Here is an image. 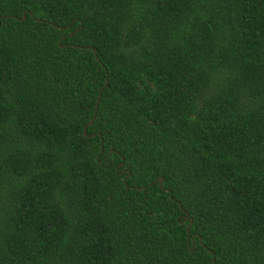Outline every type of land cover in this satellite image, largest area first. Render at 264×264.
Returning <instances> with one entry per match:
<instances>
[{"label": "trees", "instance_id": "trees-1", "mask_svg": "<svg viewBox=\"0 0 264 264\" xmlns=\"http://www.w3.org/2000/svg\"><path fill=\"white\" fill-rule=\"evenodd\" d=\"M0 264H264V0H0Z\"/></svg>", "mask_w": 264, "mask_h": 264}, {"label": "water", "instance_id": "water-1", "mask_svg": "<svg viewBox=\"0 0 264 264\" xmlns=\"http://www.w3.org/2000/svg\"><path fill=\"white\" fill-rule=\"evenodd\" d=\"M105 83H106V81H105ZM98 98H100V93H99V95H98ZM98 101H99V99H97V102H96V106H97V104H98ZM92 121V120H91ZM90 121V122H91ZM85 130V129H84ZM124 172V171H123ZM160 182H162L163 181V177H160V180H159Z\"/></svg>", "mask_w": 264, "mask_h": 264}]
</instances>
